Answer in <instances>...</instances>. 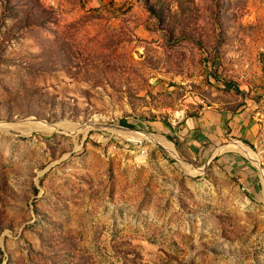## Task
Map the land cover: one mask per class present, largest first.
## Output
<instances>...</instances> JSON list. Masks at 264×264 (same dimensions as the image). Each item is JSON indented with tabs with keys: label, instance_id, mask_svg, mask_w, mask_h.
Instances as JSON below:
<instances>
[{
	"label": "rangeland",
	"instance_id": "rangeland-1",
	"mask_svg": "<svg viewBox=\"0 0 264 264\" xmlns=\"http://www.w3.org/2000/svg\"><path fill=\"white\" fill-rule=\"evenodd\" d=\"M209 106L264 122V0H0V264H264V166L168 138Z\"/></svg>",
	"mask_w": 264,
	"mask_h": 264
},
{
	"label": "crops",
	"instance_id": "crops-1",
	"mask_svg": "<svg viewBox=\"0 0 264 264\" xmlns=\"http://www.w3.org/2000/svg\"><path fill=\"white\" fill-rule=\"evenodd\" d=\"M261 122L259 115L250 114L248 109L234 112L209 106L198 116L183 119L179 127L170 126L169 131L187 155L198 153L207 161H218L237 175L247 190L256 193L261 183L258 176L264 166V122ZM166 127L162 129L164 133ZM244 141L260 149L258 164L238 151Z\"/></svg>",
	"mask_w": 264,
	"mask_h": 264
},
{
	"label": "trees",
	"instance_id": "trees-1",
	"mask_svg": "<svg viewBox=\"0 0 264 264\" xmlns=\"http://www.w3.org/2000/svg\"><path fill=\"white\" fill-rule=\"evenodd\" d=\"M171 136H168V138L171 141H173V143L176 145V147L180 150L181 154L184 155L183 152L180 149V142H179V140L176 137H174V136L171 137ZM244 142L247 143L248 145H250L247 141H244ZM250 146L252 147V145H250Z\"/></svg>",
	"mask_w": 264,
	"mask_h": 264
}]
</instances>
